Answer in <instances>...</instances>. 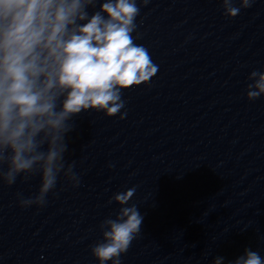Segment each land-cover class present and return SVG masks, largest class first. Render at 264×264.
Wrapping results in <instances>:
<instances>
[{"label": "clouds", "instance_id": "9594fccd", "mask_svg": "<svg viewBox=\"0 0 264 264\" xmlns=\"http://www.w3.org/2000/svg\"><path fill=\"white\" fill-rule=\"evenodd\" d=\"M253 3L240 0L236 7L234 0H222L223 14L235 18ZM141 6L137 0H0V183L41 178L34 196L16 193L20 207L46 205L61 176L79 186L76 161L65 159L74 118L93 110L124 119L123 91L149 83L158 72L148 49L136 43ZM248 79L247 99L264 96V70H253ZM135 192L133 187L110 199L121 208L99 225L102 240L91 247L99 264H122V254L141 234L138 207L124 206ZM223 261L217 256L214 264ZM229 264H264V257L245 248Z\"/></svg>", "mask_w": 264, "mask_h": 264}]
</instances>
